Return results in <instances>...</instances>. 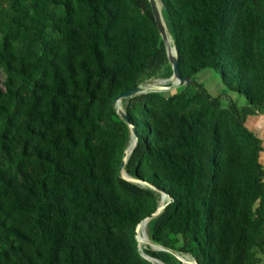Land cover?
<instances>
[{"label": "trees", "instance_id": "trees-1", "mask_svg": "<svg viewBox=\"0 0 264 264\" xmlns=\"http://www.w3.org/2000/svg\"><path fill=\"white\" fill-rule=\"evenodd\" d=\"M162 1L191 83L122 101L138 133L126 172L174 199L150 239L199 264H264L263 147L246 124L264 111V0ZM205 69L248 104L209 93ZM172 74L149 0H0V264H154L136 230L160 192L120 176L133 139L113 102Z\"/></svg>", "mask_w": 264, "mask_h": 264}, {"label": "water", "instance_id": "water-1", "mask_svg": "<svg viewBox=\"0 0 264 264\" xmlns=\"http://www.w3.org/2000/svg\"><path fill=\"white\" fill-rule=\"evenodd\" d=\"M149 1L151 3V6H152V10H153L154 17H155L157 26L159 28L160 34H161V36H162V38H163V40L165 42L166 48H167L168 58H169L170 64L172 65V69H173V74L170 77V79L173 80V81H172V84L170 86H168V85H156V84L139 85L136 88L130 90L129 92L120 95L113 102V106L116 109V111L119 114V116L130 126L132 139L135 140L134 148L137 145L138 133H137V129H136L135 125L130 122V120L128 118V115H127L126 111L123 108V105H122L123 99L132 98V97H134L136 95L143 94V93H148V92H153V91H167V90L177 89L178 87H181V86H184L185 84H190L191 83L190 79H185L181 75V72H180V69H179L178 53H177L176 47L173 44L172 37H171V35H170L169 31H168V28H167V25H166V22H165L163 13H162V8L164 7L163 1L162 0H149ZM132 151L130 152V154H128V148H127V150L124 152L122 164H121V167H120V176L125 178L128 181H131V182H134V183H139V184L151 187L154 190L160 192L162 194V198L163 197L164 198L165 197L168 198V202L165 205H160L158 210L154 214H152L150 217H148L145 220H143L137 227L136 238H137L138 242L140 243V250L142 251L140 234H139L140 226L142 224H144L145 222H149L153 218H156L157 216H159L163 212L165 207L168 205V203L173 202L174 199L171 198L170 195L166 191L161 190L160 188L156 187L155 185H153V184H151L149 182H146V181H143V180H139V179H135V178L131 177L126 172V169H125L126 168V164L128 162V159H129ZM146 245L151 246L152 249H156V250H160V251H166V252H169V253L173 254L179 260L182 261V264H185L183 256H188L191 259L190 261H188L187 264H199L193 258L192 255H190V254L182 255V254L176 252L175 250H172L170 248L164 247V246L154 242L151 239H150L149 243H147ZM142 255L145 258H147L148 260H150L151 262H153L152 260L156 259V258L151 257V256L146 255V254H142ZM156 260H159V259H156ZM162 263L166 264L164 262H162ZM154 264H157V263H154Z\"/></svg>", "mask_w": 264, "mask_h": 264}, {"label": "rangeland", "instance_id": "rangeland-1", "mask_svg": "<svg viewBox=\"0 0 264 264\" xmlns=\"http://www.w3.org/2000/svg\"><path fill=\"white\" fill-rule=\"evenodd\" d=\"M196 79L198 80L199 83L204 85V87L213 96H217L220 94L224 95L223 102L225 105L229 103L230 99H233L234 102L237 103V105H239V107H244L248 104L247 99L244 95L228 90L225 87V85L222 82L221 75L217 71L210 70V69L202 70L197 74ZM171 82L172 80L170 78H166L163 75H160L156 78L148 80L146 83H144V85H152V84L169 85ZM160 196H161L160 200H162L161 193H160ZM166 203L167 201L165 202V204ZM141 248H142V254H145L144 251L146 249V245L143 247L141 246ZM150 249H152V247ZM152 250H156V249H152Z\"/></svg>", "mask_w": 264, "mask_h": 264}, {"label": "crops", "instance_id": "crops-1", "mask_svg": "<svg viewBox=\"0 0 264 264\" xmlns=\"http://www.w3.org/2000/svg\"><path fill=\"white\" fill-rule=\"evenodd\" d=\"M246 124L262 142L263 150L260 153V159L264 165V111L259 114L250 115L247 118Z\"/></svg>", "mask_w": 264, "mask_h": 264}, {"label": "bare ground", "instance_id": "bare-ground-1", "mask_svg": "<svg viewBox=\"0 0 264 264\" xmlns=\"http://www.w3.org/2000/svg\"><path fill=\"white\" fill-rule=\"evenodd\" d=\"M173 81V80H172ZM164 83V82H163ZM172 91V90H171ZM134 144H135V140H132V143L131 145L128 147V154H130V152L133 150L134 148ZM168 202V198H162V200H160V205H165V202ZM139 234H140V240H141V246H145L147 243H149L150 241V237H149V233H148V222H145L144 224H142L140 226V229H139ZM148 246V245H146ZM151 248V247H150ZM184 257V262L185 264L188 263V261H190L191 259L188 257V256H183ZM154 263H157V264H163L161 261L159 260H152Z\"/></svg>", "mask_w": 264, "mask_h": 264}]
</instances>
